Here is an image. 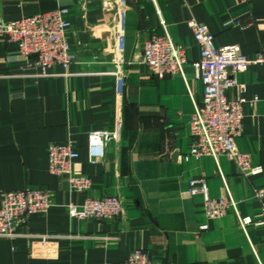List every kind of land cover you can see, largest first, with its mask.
<instances>
[{
    "label": "crops",
    "instance_id": "0c3cea01",
    "mask_svg": "<svg viewBox=\"0 0 264 264\" xmlns=\"http://www.w3.org/2000/svg\"><path fill=\"white\" fill-rule=\"evenodd\" d=\"M120 17L100 0H0L5 20L69 8L66 40L76 59L42 74L0 37V192L27 185L49 191L52 204L0 238V264H120L142 249L152 264H264V227L245 231L237 216L254 221L260 212L255 191L264 189V65L236 74L242 95L243 129L237 147L257 174L244 176L226 155H188L189 120L202 94L193 62L200 56L186 20L204 23L217 46L235 43L247 57L264 42V0H124ZM183 49L182 73L157 77L142 63L144 42L164 28ZM118 62L122 91L115 94L108 71ZM235 89L225 91L228 99ZM104 157L88 160V133L112 129ZM72 141L74 171L90 178L85 192L48 170V145ZM184 155H187L185 158ZM204 177L212 198L230 195L236 210L208 218L201 193H188L190 179ZM118 195L115 219H76L69 203ZM237 212V213H236ZM205 225V227H203Z\"/></svg>",
    "mask_w": 264,
    "mask_h": 264
},
{
    "label": "built area",
    "instance_id": "2783aa9c",
    "mask_svg": "<svg viewBox=\"0 0 264 264\" xmlns=\"http://www.w3.org/2000/svg\"><path fill=\"white\" fill-rule=\"evenodd\" d=\"M104 10L114 11L121 16L124 0H100ZM69 8L54 10L5 20L0 8V37L8 43H15L19 53L30 59L28 65L40 68L42 74L54 65L67 67L76 56L69 49L66 31L69 28ZM193 37L199 46L200 56L192 64L202 82V94L194 104V112L189 120L191 144L188 155H226L235 164L236 171L244 176L259 173L260 165L251 163L249 155L236 145V138L242 133L245 103L257 101V97L246 99L242 93L245 87L236 80V74L246 71L253 63L264 65V42H261L254 57L249 58L239 45L229 43L217 46L208 27L194 18L186 20ZM164 28L163 35L152 34L144 42L142 63L157 77L173 76L182 73L186 62L183 49L176 44ZM114 76L115 94L122 91L121 70L118 62L107 72ZM235 89V97L228 99L225 91ZM108 139L120 141L118 122L112 129L93 130L88 133V160L97 162L104 157V147ZM48 170L51 174L66 179L70 190L85 192L90 187V178L73 169V161L78 156L72 141L64 144L50 143L47 149ZM186 158L187 155H184ZM188 193H201L204 198V211L208 218L224 215L230 208L236 210V202L230 195L212 198L207 194L204 177L190 179ZM260 201V212L254 221L250 216H237L240 227L250 223L264 227V189L255 191ZM52 204L49 191L43 187L27 185L18 190L0 192V238H13L18 235L17 227L27 221L30 214L46 212ZM68 214L72 218H91L96 221L115 219L121 215L123 204L118 195H104L101 198L85 197L81 204L69 203ZM237 213V212H236ZM205 227V225H203ZM120 264H152L146 252L133 249Z\"/></svg>",
    "mask_w": 264,
    "mask_h": 264
}]
</instances>
